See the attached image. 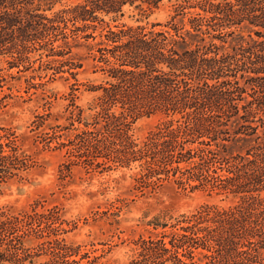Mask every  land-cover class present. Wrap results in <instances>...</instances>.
Instances as JSON below:
<instances>
[{
  "label": "trees",
  "instance_id": "1",
  "mask_svg": "<svg viewBox=\"0 0 264 264\" xmlns=\"http://www.w3.org/2000/svg\"><path fill=\"white\" fill-rule=\"evenodd\" d=\"M165 1L82 0L50 13L52 0H0V57L19 73L63 63L69 40L100 38L95 60L106 81L77 133V145L101 159L94 167L137 162L144 184L236 199L141 239L129 264H264V0H174L164 25L103 28L102 16ZM154 115L161 122L137 142L132 123ZM0 150L2 175L12 156ZM62 223L55 207L1 216L0 264H81L59 238Z\"/></svg>",
  "mask_w": 264,
  "mask_h": 264
},
{
  "label": "rangeland",
  "instance_id": "2",
  "mask_svg": "<svg viewBox=\"0 0 264 264\" xmlns=\"http://www.w3.org/2000/svg\"><path fill=\"white\" fill-rule=\"evenodd\" d=\"M81 1L52 0L50 13ZM174 4L165 1L152 11L125 8L123 15L102 16L103 28L164 25L174 14ZM101 29L96 35L103 33ZM100 41L69 40L70 53L63 63L39 68L36 62L19 73L0 57V147L3 155L12 156L11 168L0 174V217L55 207L66 231L59 238L77 247L75 259L83 257L81 264H129L141 239L169 233L181 216L203 205L228 207L236 199L183 190L166 181L144 184L137 162L94 167L101 159L93 162L77 145V133L94 114L100 92L92 90L106 81L95 60ZM70 63L80 68L69 70ZM57 67L63 72L51 75L46 70ZM161 120L157 115L141 117L129 134L144 141Z\"/></svg>",
  "mask_w": 264,
  "mask_h": 264
}]
</instances>
